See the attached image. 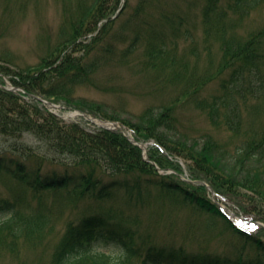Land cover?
Wrapping results in <instances>:
<instances>
[{
	"label": "rangeland",
	"instance_id": "1",
	"mask_svg": "<svg viewBox=\"0 0 264 264\" xmlns=\"http://www.w3.org/2000/svg\"><path fill=\"white\" fill-rule=\"evenodd\" d=\"M79 1L0 0V67L3 65L13 72L17 71L19 78L20 72L23 75L34 73L36 76L40 69H46L43 65L51 62L50 58L54 56L57 47L70 34V26L65 24V12L68 10V15L74 13V4ZM161 1L170 5L179 0ZM191 1L187 28L192 38L176 39V57H163L156 66L147 68L141 48L132 51L127 60L121 57L120 49L117 56L109 60H103L100 54L87 57L89 61L82 63L85 82L66 85L68 93L56 96L54 100L84 111L89 117L99 120V125L102 122H113L124 128L128 137L133 139L136 138L137 130L142 137L141 145L147 147L146 156H149L150 149L162 156V164L159 166H163L165 171L158 173L151 169L153 178L164 177V180L167 178L173 183L179 182L180 186L196 192L216 208H219V204L240 217L244 215L258 221L263 228L257 230L249 226L246 230L264 242V142L257 148H248V153L239 152L245 146L243 141L246 137L250 142L253 133L260 136L264 132V47L256 49L263 56L259 63V73L247 74L243 79L242 92L234 95L238 105L232 110L228 107L220 109L218 114L213 115L216 118L214 123L210 121L208 110L196 107V100L186 102L178 95L181 87L189 82L188 77H191L194 67L198 73L206 68L210 69V75L217 71L215 66L223 57L221 44L215 38L216 34L219 35L218 30L224 31L226 38L243 45H248L257 32L264 31V0L244 17L232 13V10L223 12L218 8L211 14L209 23L205 17L204 20L202 18L206 1ZM135 4L136 0H130V5ZM219 6H225V3ZM81 41L77 40L75 45ZM232 46L235 47L234 44ZM71 49L72 45L60 54L59 59ZM80 56H83L81 51L73 53V57ZM58 63L52 62L53 67ZM59 79L55 78L53 83ZM65 81L66 84L71 82L68 79ZM222 93L216 80L208 84L202 93H198L197 98L210 100ZM189 95L192 98L194 96ZM226 98L230 99L229 96ZM164 111V115L172 120L171 124L163 125L164 120L160 123L155 121L163 116ZM58 114L61 120L76 122L87 131L99 129V125L74 116L70 110ZM235 126L237 132L234 131ZM165 136L172 137L176 149L183 152L173 157L163 148L164 155L160 151L158 154L155 151L157 146L148 149V145L157 143L156 138ZM207 140H210L209 144H206ZM18 143L35 146L39 142L27 134ZM207 145L213 153L212 158L209 161L204 158L202 161L201 153L210 155ZM5 146L7 142L0 136V148ZM166 153L167 160L164 159ZM253 153L257 156L253 157ZM216 160L232 168L231 172L217 169L219 171L216 174H211L205 171L207 168L202 165L215 167ZM173 168L179 169L181 177H185L187 182L180 176L167 174ZM143 175L145 178L150 177L148 174ZM212 183L234 198L226 194L214 197L207 189L213 188ZM73 197L62 190L54 194L51 191L36 194L7 177L0 178V222L12 213L15 224L26 226L16 242L9 232L0 234V238L3 235L4 243H15L13 252L8 251L6 245L0 244V264H49L66 224H78L84 216L93 212L94 207L87 197L75 202L69 201ZM156 198L144 204H141L143 195L136 198L137 202L133 200L126 203L117 198L110 201L112 207H119V210L112 213V229L128 236L124 238L132 237L135 248L140 246L141 238H145L157 244L170 242L175 246L182 245L197 253L234 255L237 250H243L244 255H254L253 246L234 232L227 220L219 214L214 217L188 200L178 202ZM96 247L112 256H118L121 252L117 241H104ZM134 264H138V260Z\"/></svg>",
	"mask_w": 264,
	"mask_h": 264
},
{
	"label": "trees",
	"instance_id": "2",
	"mask_svg": "<svg viewBox=\"0 0 264 264\" xmlns=\"http://www.w3.org/2000/svg\"><path fill=\"white\" fill-rule=\"evenodd\" d=\"M205 1L202 18L204 20L205 17L209 23L211 14L218 8L223 12L232 10V13L244 17L259 6L262 0ZM191 3V0H179L167 5L161 0H136L135 5H130V0H125L122 11L115 19L111 18L119 7L120 0H81L74 4V13L69 15L64 6L65 24H69L70 34L66 41L57 47L54 56L50 58L51 62L43 65L46 69H40L36 76L34 73L23 75L20 72V83L28 92L57 98L56 96L68 93L66 85L85 82L82 63L89 61L87 57L100 54L103 60H109L116 57L120 49L121 57L127 60L132 51L141 48L145 54V68L156 66L163 57H176V39L192 38L187 28ZM221 3H225V6H219ZM103 20L106 22L98 28V24ZM95 32V36L88 38V35ZM218 33L215 38L221 44L223 57L215 66L217 71L210 75V69L206 68L202 73H198L194 67L191 77H188L189 82L185 83L178 93L186 102L196 100L194 102L197 108L208 110L207 114L213 123L216 120L213 115L218 114L220 109L228 107L232 110L238 105L234 95L242 92L243 79L247 74L259 73V63L263 56L257 53L256 49L264 47V31L257 32L248 45L226 38L222 30H218ZM79 39L82 41L75 45ZM71 45L72 49L59 59L60 54ZM77 51H81L83 56L73 57V53ZM57 61L59 63L53 67L52 62ZM0 69L7 70L5 67ZM55 78L60 79L53 83ZM65 79L71 82L66 84ZM216 80L224 94L213 96L210 100H198V93H202L208 84ZM47 83L49 84L46 85ZM189 94L194 95L193 98ZM167 108L165 110H171ZM164 113L166 112L155 121L160 123L164 120L163 125L171 124L172 120ZM234 131L237 132V126ZM135 133L136 139L141 141L142 137L137 130ZM25 134L32 135L39 143L35 146L20 145L18 142ZM261 135L255 136L253 133V140L250 142L246 137L243 141L245 146L240 148L239 152L248 153V148L259 147L261 142H264V132ZM0 136L7 142V146L0 148V178L7 177L36 194L65 191L74 196L69 200L71 202L87 197L94 207L93 212L84 216L78 224H66L49 264H134L135 260H138V264H264V242L258 236L235 229L215 205L198 196L196 192H190L188 188L180 186L179 182L173 183L167 178L164 180V177L153 178L151 169L157 171L143 161L141 149L131 144L119 131H87L78 123L63 122L37 105L26 104L18 96L0 89ZM258 137L261 139L258 140ZM155 141L169 156L174 157L183 152L176 149V142L172 137H160ZM205 142L209 144L210 140ZM208 154L210 155L201 153L202 161L204 158L207 161L212 158L211 149ZM252 156L256 157L257 154L253 153ZM149 157L158 165L162 164V156L156 155L152 149L149 150ZM191 158L194 160L192 156ZM164 159L167 160V156ZM216 161L218 167L202 166L211 174H216L219 171L217 169L231 172L232 168L219 160ZM173 169L181 172L179 169ZM143 174L150 177L145 178ZM212 184L219 194L230 196L216 188L215 183ZM140 195L144 196L141 204L149 203L155 197V200H188L190 204H196L214 217L219 214L227 220L234 232L253 246L254 255H244L243 250H237L234 255L197 253L182 245L175 246L170 242L157 244L145 238H141L140 246L135 248L132 237L124 238L128 236L112 229V213L119 210V207H112L110 201L117 198L118 201L125 200L126 203L137 202L136 198ZM15 223L12 213L0 222V234L9 232L14 242L20 238L23 228H26L25 224ZM1 237L0 244L6 245L7 250L13 252L15 243H4L3 235ZM104 241H117L121 248L120 254L112 256L99 251L96 245Z\"/></svg>",
	"mask_w": 264,
	"mask_h": 264
}]
</instances>
